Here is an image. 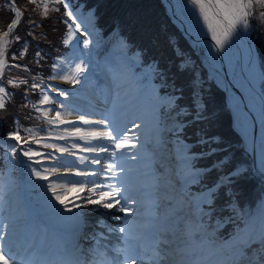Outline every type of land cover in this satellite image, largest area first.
<instances>
[{
    "label": "snow or ice",
    "instance_id": "1",
    "mask_svg": "<svg viewBox=\"0 0 264 264\" xmlns=\"http://www.w3.org/2000/svg\"><path fill=\"white\" fill-rule=\"evenodd\" d=\"M50 2L52 7L50 8ZM33 5V10L41 8V16L47 17L49 11L58 12L59 8L55 5L63 4L65 8V19L63 23L66 25L65 45L71 44L74 48L83 45L87 49L91 44V39L77 40V34L82 31L83 25L88 24L94 18V14L90 11L87 17L80 12L79 6L77 11H73L68 0H29ZM186 4L190 6L192 14L196 18V23L200 26L205 35H210L214 41V47L217 51L224 50L234 38H238L240 34H246L252 27L250 20H259L264 22V0H186ZM7 6L14 14V19L8 24L7 29L0 34V110L5 109L6 102L12 99L14 93L7 90V85L18 88L25 85L23 97L26 101L24 107H30L35 115L30 119L42 120L46 127L39 124L25 127L19 120L14 121L13 130L0 140V148L4 149V157L6 161L13 165L18 164L25 169L30 178L43 183L39 184L47 194L48 205L62 219L74 220L77 226V233L84 226V218L82 213L76 211L89 206L91 211L112 210L125 214V216L135 218L140 214L141 200L132 194V188L127 181L121 176L126 172L123 163L117 164L115 159L119 157L121 160H136L139 153V136L133 129H139L141 124L134 120L122 122L117 118L109 115L103 119L95 120L89 118V114H78L79 110L76 106L68 102L70 90H63L52 81H63L70 85H78L82 78H85L87 66L82 56L79 63H71L73 59L57 58L56 63L52 65V74L44 79L40 74L31 75V69L27 65L18 63H8L7 50L13 41H19L20 37L13 35L16 27L24 15V10L16 6L15 0H7ZM33 28L38 27L34 21H29ZM33 35L32 32L28 33ZM88 36L87 32L83 33ZM11 37V39H9ZM123 47V46H122ZM27 41L22 45L20 57L27 53ZM84 56L87 53H83ZM35 61L39 65L41 60V52H35ZM13 61L17 59L13 53ZM12 68L20 69L29 74L27 78H10L6 82L4 80V71ZM154 74H160L158 69L152 68L151 72L146 73L145 80L151 78ZM162 75V74H160ZM115 80L119 81L118 74H113ZM31 79L32 83H29ZM40 91L39 99L33 102L29 93ZM181 91V90H177ZM51 92L53 95H49ZM54 97H64L65 101L61 102ZM182 99V96L172 95L165 100L157 101L153 108V120L161 123V119L157 114L158 108L167 110L168 115L174 113L177 117L175 121L176 127L172 131L179 135L183 132L184 127H188L196 122L209 119L204 115L205 106L202 98L198 93H193L192 107H180L176 101ZM54 105L55 107H48ZM54 112L53 116L49 114ZM75 119H65V116H73ZM191 117V120L181 119ZM88 127L79 126V124ZM131 123L132 127H128ZM68 125L70 127H62ZM21 132L27 135V139L21 136ZM43 132L44 135H39ZM198 139L196 145L201 148L198 153L191 152L187 145L182 146L184 152V161L189 168V174L195 179L202 180L204 176L213 170L223 172L226 164L229 163V156L225 155L212 162V164L203 169L195 167V160L202 158H211L219 152H227V149L220 147L222 141L219 137L208 136L203 131L196 133ZM77 139L84 141V144L71 143L60 144L50 141H69ZM80 152L89 155H80ZM135 154L129 155V153ZM26 159H20L18 157ZM101 154L107 157V163H101ZM68 157L75 159L69 160ZM89 165H100L99 169L89 168ZM81 166H84L81 168ZM245 170L237 166L227 174L218 175L216 180L202 193L201 203L210 204L219 191L224 189L227 191L235 183L236 179L243 176ZM98 177L108 178L110 182H99ZM3 197L0 195V200ZM59 205L60 207H57ZM72 215H64V214ZM121 221L124 219L121 215H111L110 217L101 216L96 219L95 227L99 228V232H95L90 239L95 241L93 246L88 249L91 253L92 260L90 264H137L138 261H150L151 264H160L162 259L168 255L170 242L167 238L168 230L160 229L155 240L149 247L144 243L137 242V237L131 233V226L117 225L115 227L107 223V219ZM6 225L0 224V229ZM105 233H120L123 236L120 239L125 241V247H115L111 249L112 255H109L108 247L101 241H106L108 237ZM239 240L241 250L248 247L254 240L253 236L248 239ZM131 241V243H129ZM261 242L264 243V232L261 233ZM31 247V245H29ZM75 258L60 261L43 260L33 262L24 257H16L10 248V242L0 235V264H85L80 245L73 242ZM103 249V250H102ZM165 253V256L161 255ZM7 253V255L5 254ZM150 253V254H149ZM261 262L264 264V255L261 256ZM171 264H203L201 261H171Z\"/></svg>",
    "mask_w": 264,
    "mask_h": 264
},
{
    "label": "bare ground",
    "instance_id": "2",
    "mask_svg": "<svg viewBox=\"0 0 264 264\" xmlns=\"http://www.w3.org/2000/svg\"><path fill=\"white\" fill-rule=\"evenodd\" d=\"M174 16L183 24L176 13ZM185 24L187 32L197 35L199 41L215 48L210 35L194 30L186 22ZM217 55V64L222 68L220 80L228 91L230 104L237 115L236 123L250 141L255 127L264 122V92L262 94L260 91L262 71L256 58L254 46L248 41L245 34H240L238 38H234L229 45H226L224 50L218 51ZM260 151L262 159L264 154L261 146ZM258 222L255 227L256 231H264L263 219L259 218Z\"/></svg>",
    "mask_w": 264,
    "mask_h": 264
},
{
    "label": "trees",
    "instance_id": "3",
    "mask_svg": "<svg viewBox=\"0 0 264 264\" xmlns=\"http://www.w3.org/2000/svg\"><path fill=\"white\" fill-rule=\"evenodd\" d=\"M122 1V5H118V3ZM125 1L126 0H119V2L115 3L117 9L119 7H123ZM15 2L21 6L22 10H24V15L13 34L15 36H19L20 40L13 41L11 46L8 48V63L27 65L33 73L36 74L41 68L55 63L57 53H62L64 50L65 44L62 41L65 38V28L63 26L65 8L62 3L57 4L55 6L59 8V11H49V15L45 18L41 16L42 7L33 10V5L29 3V0H15ZM106 2H109V0ZM51 7L52 4L50 2V8ZM103 7L100 6V10H103ZM105 14L107 19L116 17V11L112 9L107 10ZM13 17V12L7 6V0H0V34L7 29V26L11 23ZM29 21H34L38 27L33 28ZM29 32H32L33 35H29ZM25 41H27L28 45L27 53L23 56V58H21L20 53L22 51V45ZM36 51L41 52L42 58L39 65L36 64L34 58ZM13 53H15L17 57L15 61L11 59ZM15 69L16 68H12L10 71L6 69L4 79L6 77L7 80L14 77L16 78V76L12 74ZM16 95L22 96L21 93H17ZM21 105L22 104L19 106ZM215 112L216 111L212 113L216 116ZM225 131L227 132L228 130L225 129Z\"/></svg>",
    "mask_w": 264,
    "mask_h": 264
},
{
    "label": "rangeland",
    "instance_id": "4",
    "mask_svg": "<svg viewBox=\"0 0 264 264\" xmlns=\"http://www.w3.org/2000/svg\"><path fill=\"white\" fill-rule=\"evenodd\" d=\"M174 1H176V5H177V10L179 11V13L180 14H182L185 18H187L188 19V21L189 22H191L193 25H195V16L192 14V11H191V8H190V6H188L187 4H186V0H174ZM121 9H125V7H119L116 11H121ZM152 9H153V7H152ZM151 9V10H152ZM154 15H155V13H154ZM182 17V16H181ZM152 18V17H151ZM183 18V17H182ZM185 18H183V20L191 27V28H193L194 30H196V31H202L201 29H198V28H195V27H192L188 22H187V20L185 19ZM149 21H150V18H149ZM252 24V23H251ZM148 33H149V36H151L152 35V33H150L149 31H148ZM247 35L250 37V38H252L253 39V36L255 35L254 34V28H253V25H252V27L248 30V32H247ZM143 37H144V39H145V32H144V34H143ZM169 40V41H168ZM170 40H171V43H170ZM165 42L166 43H168V45L170 44V47H172L173 45H172V39L170 38V35L167 33V34H165ZM204 48V50H205V53H204V57H205V61H206V63L208 64V66H210V68H212V66H213V60H212V55H211V53L209 52V48H207L206 46L205 47H203ZM177 53H178V51H176ZM185 65V61L181 64V66H184ZM214 67V66H213ZM212 70V69H211ZM61 82H59V84H60ZM131 90L132 89H130L129 91H128V93H131ZM157 93L155 92V90H153L152 91V95H154L155 97H158L159 95H156ZM203 102V101H202ZM140 102H138V104H139ZM203 104H204V102H203ZM48 107H50V106H48ZM157 114L159 115V117H160V119H161V123H159L158 125H157V123L153 120V113L152 114H149V115H146L145 117H150V122H154V124L155 125H157L158 126V129H159V131H164V129L165 128H167V129H170V126H172V125H169V123H167V119L165 118V117H163V116H161L160 115V111H158L157 110ZM50 116H53L54 115V112H52V113H50L49 114ZM157 128V127H156ZM171 142H174V140H172ZM18 194V193H17Z\"/></svg>",
    "mask_w": 264,
    "mask_h": 264
}]
</instances>
